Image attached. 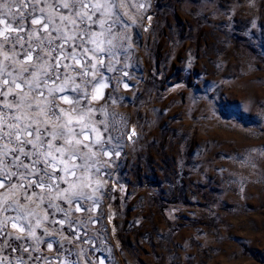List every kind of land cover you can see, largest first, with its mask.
<instances>
[{"label":"rangeland","instance_id":"374dc122","mask_svg":"<svg viewBox=\"0 0 264 264\" xmlns=\"http://www.w3.org/2000/svg\"><path fill=\"white\" fill-rule=\"evenodd\" d=\"M129 2L130 46L92 102L123 147L99 206L72 212L81 240L105 264H264V0ZM62 231L66 264L92 255Z\"/></svg>","mask_w":264,"mask_h":264},{"label":"snow or ice","instance_id":"6c2138e0","mask_svg":"<svg viewBox=\"0 0 264 264\" xmlns=\"http://www.w3.org/2000/svg\"><path fill=\"white\" fill-rule=\"evenodd\" d=\"M126 7L129 0H0V264H66L65 224L73 240L92 245L91 256L81 249L70 264L111 256L86 232L81 240L86 224L72 212L99 206L111 177L104 157L123 147L115 114L92 102L130 46ZM42 245H56V256Z\"/></svg>","mask_w":264,"mask_h":264}]
</instances>
